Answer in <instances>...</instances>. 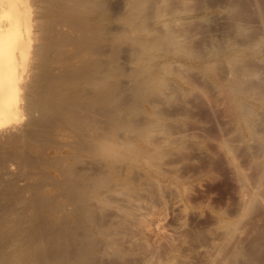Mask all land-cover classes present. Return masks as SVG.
I'll use <instances>...</instances> for the list:
<instances>
[{
  "label": "rangeland",
  "instance_id": "rangeland-1",
  "mask_svg": "<svg viewBox=\"0 0 264 264\" xmlns=\"http://www.w3.org/2000/svg\"><path fill=\"white\" fill-rule=\"evenodd\" d=\"M152 1L153 0H143L146 5H143V2L135 5L139 2H135V0H103L105 4L109 3L108 6L110 5V8L112 7L111 11L113 13L111 12L112 15L110 20L109 16H107L105 18L107 22L104 20L102 23V27H105L103 25L107 24L104 28L106 34H103L101 37L105 40H100L101 43L104 44L108 42L107 33L108 29L112 26L109 25L113 22L114 27L112 26L113 28H110L113 34L112 39L116 41L113 42L114 45H116V48L114 47L115 50L114 48L113 50L115 55L118 54V56L116 55L114 57L116 88L117 91L122 89L121 93L120 90L119 93L117 92L119 94L117 97L121 98V95L124 96L121 99L117 98L120 104L119 105L118 101H116V106L119 111V113L117 112V116L120 114L125 115L127 113V116H124L127 122H124L125 125H123V128H116V135L119 138L117 137L116 139L115 137L114 140L115 142L116 140L123 141L124 137L126 138L125 140H131L133 145L136 148L138 147L137 150L139 149V151H141V154L135 151V149L134 151L128 150V153L126 150H120L116 152L117 154H114L115 157L114 155L105 156L103 154L102 156H98L99 161L97 160V162L96 158H92V163L91 160L88 159L91 158V156L82 154L79 156L72 150V147H70L69 144H65L68 142L65 135L67 133L69 135V131L63 130L59 132L57 130L58 134H55V138L52 137L51 139L56 142L54 144V147H56L54 149H52L53 147H50L53 145V141L47 144L46 153H48L46 154V157L47 155L48 157L50 156V158L47 157L48 160L52 157V160H50L51 162L44 164L38 161L40 158L37 160V153L40 157V152L38 150L40 149V147L38 148L40 142H38L39 145H37L35 151L37 152L38 150V152H34L36 155L33 154L34 156H31L33 159L29 160V163H31L30 161L35 160L32 163L34 169L31 164L25 161L28 163V167V165L23 162L24 159L22 160L21 157L15 155L14 151L17 147L8 144L6 145L2 141L1 145L3 146H0V157H2L0 158V161L3 160V162H6L7 168L6 172H3L4 170L1 169L0 175H3L1 174L3 172L4 175L8 173V175L12 174L13 177L9 175L10 178L12 177L10 182L8 181L10 178L7 179L4 175L5 178L2 176V179H0V186L4 183L0 187L2 195L4 194L3 196L0 195V198L3 197L1 199V201L3 200L2 203L0 201V264H24L22 262H25L26 264H264V179L263 177L261 178V172L259 173L262 169L261 163H263L262 145L264 144V139H262L263 135L261 132L259 133L260 130L258 125L254 123L259 122L260 117L257 118L256 116V118H253L252 126L258 128L257 130L252 128V126L248 127L249 123L244 120L242 116L238 117L239 120L238 118L232 119V117L226 115L224 112L225 109H222L226 105L223 100V94L220 93V89L217 87V85L224 81V78H231L233 76L236 71V68L234 70L233 66L238 67L243 61L242 64L247 63L245 62L247 60L248 62L251 61L250 63L256 62V65H259L258 73L260 76H258L257 73L253 79L259 84L262 82L263 84L261 85H264V0H154L156 3H151ZM149 2L151 3L150 6L148 5ZM141 6H144L145 8H141ZM140 8L141 11H139ZM155 13H160L158 14L160 17L157 16V14L155 15ZM136 14H138V16ZM125 20L127 21L125 22ZM136 22L137 24H133ZM131 24H133L134 27ZM137 25H139V27ZM106 28H108L107 31ZM133 30H135V32ZM113 32L116 33V35ZM133 32L137 35V39ZM153 32H156L154 37H152ZM140 33H142V35H140ZM165 33L168 35H165ZM171 34L174 36H171ZM155 35L158 36L156 37ZM146 39H149L150 41H155L156 39L157 41L161 40L163 44L160 43V47H158L159 49L157 48V51L151 50L152 52H149L146 50V52L145 49L147 48H145V45H147L146 43L149 41L148 40L145 43L144 41ZM170 39L172 41L171 44L169 41ZM163 40L165 41V44ZM182 40H184L185 43ZM104 44H101L102 47L104 46V53L105 51L108 53L109 47L107 46L109 45H107V43L106 45ZM137 49H139V52H136ZM191 50L196 52H194V55L196 56L191 53ZM56 54L57 52H52L53 57H56ZM152 54L158 55L156 59L153 60L154 63L150 60ZM142 55L147 57L143 56V58H141L140 56ZM230 55L231 57H229ZM228 57L230 59L235 57L241 60L237 61V64H235V62L230 61ZM67 61L68 59L66 57V60L65 58H61L60 62L52 63L51 66L53 65L52 68L54 67L53 69H55L53 71L59 73L65 68V64L68 63ZM145 62L148 65L151 63L148 67L150 69H147L148 71L145 70V67L147 66ZM167 63L168 67H172V75V70L167 67ZM203 64L204 66L205 64H210L209 66H211V68L215 67L214 69L217 72L221 70L220 73L222 76L214 69L213 70L218 75H215L213 70L209 71V74H205L203 71L202 74L204 68ZM216 64L218 65L216 66ZM34 65L35 62L31 64V67ZM116 66L119 68L117 69ZM139 67L141 68L138 69ZM151 67L153 69H151ZM161 67H166V69L164 68L165 70H161ZM60 68L62 69L60 70ZM26 70L27 68L24 69V72ZM32 70H30V73L37 71V69ZM166 70L168 73L171 72L170 75ZM162 71H165V73ZM139 72L141 75L138 74ZM142 72L148 76V81L150 80V83L145 82L147 76H145L146 78L142 76ZM231 72H233L232 76H230ZM198 73L201 74L199 75ZM155 74L157 75L154 77ZM137 75L141 78L137 77ZM219 76L221 77L220 79ZM136 77L139 80H137ZM156 77L157 79H155ZM259 77L263 79H260ZM142 78L145 79L143 82ZM184 78L186 81H184ZM257 78L260 82L257 81ZM26 79L25 82H28L29 79ZM166 80L169 82H165ZM138 81L142 83L143 86L152 83V87L149 86L150 89H146V87H148L147 85L144 90L143 86L139 85ZM183 81L186 83H183ZM144 82L146 85H144ZM210 84L213 85L211 86ZM204 85L207 87L205 88ZM140 86L142 87L141 89ZM200 86L201 88L202 86L205 88L204 94V89L200 90ZM26 87L28 88V86ZM128 88H131V90ZM137 88L140 89V91ZM151 88L153 89L151 90ZM215 88H218L219 90H215ZM141 90L144 93H140ZM124 91H127L128 93H125ZM190 91L193 96L190 94ZM198 91H201V94ZM186 92L190 95V97L187 96V99L185 94L187 95L188 93ZM195 92H197L196 98L195 94H193ZM127 94L129 97H127ZM150 95H153V98L151 97L152 99H150ZM165 95H168L169 97ZM179 95H181V97ZM132 96L135 97L133 98ZM137 96H140L141 98L137 99ZM239 96L241 98L244 97V95ZM239 96L233 95L232 99L236 101L240 98ZM125 97L127 98L126 100L124 99ZM206 99H210V104H208V101H205ZM219 99L223 102L219 101ZM243 99L248 104L256 106V109L259 108L261 111L264 110L263 105L259 101L252 100V98H250L251 100L249 98L246 99V97ZM121 100H124V103ZM159 102L161 103L159 104ZM170 102L172 103L169 104ZM133 106L134 109L132 108ZM259 109L257 110L261 112ZM120 110L124 113L126 111V113L124 114L120 112ZM144 111L148 112L145 113ZM157 111H159L160 115ZM161 112L163 113L162 115ZM134 113H136V117H134ZM154 113H157L158 116ZM151 114L155 115V117L152 116L157 121L154 119V122H150L149 124V121L152 119ZM123 115H120L118 118H121ZM26 117L27 116L19 118L20 120H18L17 123L23 124L24 120L26 121L27 119ZM129 120L133 122L138 120V126L142 128L143 131L141 132L143 133L138 135L134 134L132 130L129 131L131 129V126L129 125L131 121ZM145 120L146 122L148 121V126H146L147 123ZM159 121L164 123L161 124ZM156 122H159L160 124L158 125ZM140 123L141 125L143 123L144 126H141ZM163 124H165V126ZM118 128H121L120 131ZM163 128L165 131L162 130ZM250 128L253 130H250ZM146 130H149V134L147 133L145 136L144 133ZM123 131L126 132L125 136L120 134H124ZM252 132L255 138L252 136ZM61 133L65 135H62ZM127 133H130L133 136L130 138L129 136L131 135ZM60 135L65 139L63 140ZM135 135L139 136V138ZM57 136H60L59 139L63 140L65 143L62 141L61 144H58V141L55 140L58 139ZM144 137L145 139H143ZM132 138L135 140H132ZM166 139L175 142L167 143L168 141ZM172 139L175 140L173 141ZM136 140L140 141H137L136 144ZM144 140H147V142L145 141V143ZM224 140L226 142L228 141L229 144L228 142H224ZM148 142L151 143L149 144ZM162 142L163 144H161ZM164 142L166 143V146ZM57 146L58 148L63 149L65 147L66 149L64 148L65 150L63 149L59 152ZM141 147L143 150L144 148L146 149V157L144 155L145 151L142 153L143 150H140L142 149ZM3 148L5 152L2 150ZM149 150L153 152L152 156L147 154L150 152ZM11 151L14 153L13 155L11 154ZM61 151L65 154L66 151H68V160L72 159L73 154L78 156L79 161L77 159V162H80L82 160L80 157L83 156L88 159V163L87 161H83V167L80 165L81 163L78 164L76 162V165L78 164L80 166L77 165L78 169L83 172L87 171L88 173L97 169L99 172L98 178H100L98 184H104L97 185L98 190L96 189V192L92 193V191L89 190L90 192L86 193V197H84L86 195L85 193V195L78 194V192L76 193V189L73 191L72 187L68 188L67 186H64L65 194H62L63 197L60 194L62 192H58L56 195V192L60 189L63 191V187L61 185V188H59V183L58 185L56 182L52 183V177L57 176L55 175L56 173H58V176L61 179L63 177L59 174V170L57 171V167L54 165L53 161L55 162L58 160ZM50 152H54L52 154L56 155L53 156ZM70 152L71 154H69ZM130 153L134 154L131 155ZM5 154H7V160L9 158L8 162L6 161V158L3 157ZM56 156V160H53ZM260 156L262 157L257 158ZM254 157H256V160H254ZM102 158H104V160ZM13 159L14 161L16 160L17 163L14 162ZM146 159H149L150 161H147ZM101 160L102 162L107 161L105 163L107 165L104 163L103 165ZM11 162L13 164L16 163L14 164L15 167L19 166L18 163L23 162L21 168L25 169L24 171L27 175L21 173L22 177L20 175L18 176V172H21L22 169L16 167L17 169L19 168V171H15L14 169L16 168H13ZM89 164H95V167L93 166L95 169L91 166V170L89 166L91 170L90 172L88 171V166L85 167ZM111 164L112 167L110 166ZM8 165L11 166L10 169L8 168ZM30 165L33 168H31V171L34 170L33 172L29 171ZM105 167H107L108 170ZM43 168L46 169L44 170ZM8 169L9 171H7ZM53 169L54 175L51 174ZM34 172H37L40 174V177H44L45 179H41L37 173L36 176L38 177H36ZM32 173H34V176H32ZM44 173H50L52 175V177L49 175L50 177L47 178V180H50L49 178H51V181L46 182L48 174H45V176ZM41 174L43 176H41ZM18 177H21V179H18ZM28 178H30V182H28ZM60 178L59 180H61ZM5 179L9 183H7ZM36 179L39 180L37 181ZM257 179L260 180V182H263V185L262 183H258ZM42 180L45 183L40 182ZM55 180H57L56 177L53 181ZM38 182L42 183V188ZM15 183H17L18 186L17 184L15 185ZM50 183L51 185H55L56 183L55 187L57 186V188H55L54 185L51 187ZM27 184H29L28 187H24ZM43 184L47 186H44V189L47 188L46 191L48 190L47 193H45L48 195L43 194V197L47 196L44 198L45 200H42L41 198ZM47 184H49V186ZM84 184L86 183H83V185ZM7 185L11 186V188ZM4 186L7 189L10 188L11 191L8 190V193L5 192L6 189L3 188ZM29 186L32 188H29ZM38 186L41 188V191L37 188ZM16 187L18 188V191L13 190ZM2 188L4 193L2 192ZM38 190L40 191L38 193L40 194V198L37 196L38 194L36 195ZM54 190L56 192L52 193ZM30 191H32L34 195H31ZM44 191L42 192L44 193ZM14 192L16 193V197ZM28 192L31 195V198H27L29 195ZM97 192L98 194L95 196L94 194ZM17 195L20 196L19 198L25 197L24 199H19ZM60 195L61 197L59 198ZM80 195L83 196L80 197ZM32 196L35 198L37 196L38 198L34 199L36 201L38 200V202L34 201ZM49 196H52L51 198L53 202H55V200L56 202L53 203ZM89 196L92 200H90ZM70 198L72 199V203ZM25 199H31L32 205L30 204V201H25ZM40 199L42 202L46 201L44 204L46 203L47 205L48 203L50 204L49 200H51V203L53 205L55 204L54 208H52L51 205H44ZM58 199L59 201L57 202ZM75 199L77 202L76 204H74ZM39 201L41 202V206H45V209L46 206L49 207V209H47L50 212L52 211V213L47 209V212H44L45 210L43 207L41 213L37 211L40 213L37 215L38 213L35 211L39 208L41 209ZM18 202L22 207L17 206L19 205L17 204ZM25 202L29 205L28 207H26ZM33 202L34 205L38 204L39 206V208L36 206L37 209H35V211L32 209L35 207ZM58 205L60 207L62 206V208ZM73 205H75V207ZM5 206H7V208H14V211L12 209H6ZM30 206L33 207L31 208ZM29 208H31V210ZM91 212L93 213V216H91ZM39 219L40 221H37ZM94 219L97 222H94ZM27 233L28 235H26ZM20 243L25 249H22ZM26 245L30 247L27 249ZM19 248L22 249L21 252ZM28 250H30V253ZM32 257L33 259H30ZM15 260L19 261L16 262Z\"/></svg>",
  "mask_w": 264,
  "mask_h": 264
},
{
  "label": "bare ground",
  "instance_id": "bare-ground-1",
  "mask_svg": "<svg viewBox=\"0 0 264 264\" xmlns=\"http://www.w3.org/2000/svg\"><path fill=\"white\" fill-rule=\"evenodd\" d=\"M149 1V0H148ZM106 2V1H105ZM135 2H139V3H136ZM134 4L135 5H138L140 3L143 2L142 1H138V0H135ZM156 1H152L151 3H153ZM148 3V2H147ZM151 3L149 2V6L151 5ZM109 4V3H108ZM108 4H105L103 2V0H0V146L2 147L3 145L2 144V141L3 143H5L6 145H12L14 147H17L15 148V155L18 156V157H21V159L23 160V162H28L29 163V160L30 159H33L31 158V156L35 153L38 152L39 150V154H40V157L38 156V153H37V160L41 163H49L51 162L50 160H52V157L50 160L47 159L46 157V151H47V144L51 141L54 142V140H51L52 137L55 138V134H58L57 130L60 132V131H63V130H66V131H69V135L68 133L65 135V134H62V135H65L66 138L68 139V142H64L63 140V136L60 135L62 137L63 140H60V136L58 137V139H55L56 141H58L57 143L61 144L62 141L65 143V144H69L70 147H72V150L80 156V154L82 155H89L91 156V158H88L91 160V162L93 161V159L96 158V162L97 160L99 161L98 159V156H102L103 154L105 156H110V155H114V154H117L116 152L120 151V150H126V152L129 150H132L134 151H137L138 153L141 154V151H139V149L137 150V148L133 145L132 141L129 140H125L126 138L124 137L126 132L123 133H120L122 135H124V140L123 141H117L115 142V137L117 139V135H116V128L117 127H121L123 128V125H125V121H126V118L124 117L127 113L125 111L122 112L120 110V112L124 113L125 115L123 114H120V115H123L121 116V118H118L119 116H117V112L119 113L118 109H117V98L118 99H121L123 98L124 96L121 95V98L117 97L119 94V90L117 91V85H116V71H115V68H114V57L118 54H114V50H115V46L113 42H116L114 41V39H112V32H111V29L110 28H113L114 24L112 22V24H110L109 26H111L109 29L106 28V31L108 29V42L107 47H109L108 49V53H104V49L103 47L101 46V44H104V43H101V39H103V41L105 40L104 38H101L102 35L106 34L105 33V27L106 25H103L105 27H102V23L104 22V20L106 21V17L109 16V20L111 19V8H110V5L108 6ZM143 5H146L144 4L143 2ZM160 5V4H159ZM112 6V5H111ZM133 6V5H131ZM147 6V7H149ZM157 6V5H155ZM161 6V5H160ZM109 7V8H108ZM139 7V6H137ZM145 8L144 6H141V8ZM154 7V6H153ZM132 8V7H131ZM141 8L139 9V11H141ZM151 8V7H150ZM148 8V9H150ZM130 9V8H129ZM160 9V8H159ZM157 9V10H159ZM144 10V9H143ZM142 10V11H143ZM152 10V9H150ZM132 11V9H131ZM147 11V10H146ZM133 12V11H132ZM113 13V12H112ZM144 13V11H143ZM134 14V13H133ZM148 14V12H147ZM145 14V15H147ZM157 13H155L156 15ZM160 14V13H158ZM160 17V15H158ZM162 14V13H161ZM138 16V14H136ZM150 15V13H149ZM153 15V14H152ZM134 16V15H133ZM151 16V15H150ZM154 16V15H153ZM114 17V15H113ZM147 17V16H146ZM133 18V17H132ZM150 18V17H149ZM148 18V19H149ZM112 21V20H111ZM127 20H125L126 22ZM129 21V20H128ZM107 22V21H106ZM111 23V22H110ZM130 23V22H129ZM146 23V22H145ZM109 24V22H108ZM133 24H137L136 23H133ZM133 24H131L133 26ZM139 27V25H137ZM136 26V27H137ZM152 26V25H151ZM108 27V26H107ZM134 27V26H133ZM166 27V26H164ZM134 29V28H133ZM138 29V28H137ZM140 29V28H139ZM155 29V28H154ZM114 30V29H113ZM136 30V29H135ZM135 30H133L135 32ZM153 30V29H152ZM151 30V31H152ZM172 30V29H171ZM110 31V32H109ZM138 31V30H137ZM142 31V30H140ZM155 31V30H153ZM161 31V30H160ZM167 31V29H166ZM170 31V30H169ZM115 32V31H114ZM113 32V33H114ZM133 32V34H134ZM159 32V31H158ZM163 32V31H161ZM176 32V31H175ZM127 33V32H126ZM160 33V32H159ZM116 35V33H114ZM154 34H156V32H153V35L152 37H154ZM161 34V33H160ZM175 34V33H174ZM178 34V33H177ZM128 35V34H127ZM135 35V34H134ZM140 35H142V33H140ZM165 35H168L165 33ZM176 35V34H175ZM107 36V35H106ZM125 36V35H124ZM136 39H137V35H135ZM144 36V35H143ZM156 36V35H155ZM158 36V35H157ZM156 36V37H157ZM163 36V35H161ZM160 36V37H161ZM171 36H174L171 34ZM170 36V37H171ZM180 36V35H178ZM105 37V36H103ZM166 37V36H165ZM164 37V38H165ZM115 38V37H114ZM145 38V37H144ZM142 38V39H144ZM181 38V37H180ZM154 39V38H152ZM163 39V38H162ZM184 39V38H183ZM133 40V39H132ZM149 39H146L144 42L146 43ZM159 40V39H158ZM166 40V39H164ZM163 40L164 44H165V41ZM99 41V42H98ZM136 41V40H135ZM160 41V42H159ZM157 41V39L155 41H148L145 45V51H151V50H158L160 47V43H162L161 40ZM167 41V40H166ZM170 41V44H171V39L169 40ZM181 41V40H179ZM184 42V40H182ZM150 42V43H149ZM168 42V41H167ZM189 42V40H188ZM100 43V44H99ZM106 43L104 45H106ZM144 43V44H145ZM169 43V42H168ZM185 43V42H184ZM116 44V43H115ZM163 44V43H162ZM114 45V46H113ZM141 45V43H140ZM143 46V45H142ZM168 46V45H167ZM115 47V48H114ZM144 47V46H143ZM166 47V46H165ZM169 47V46H168ZM184 47V45H183ZM182 47V48H183ZM187 47V46H186ZM185 47V48H186ZM114 48V50H113ZM139 48V47H137ZM158 48V49H157ZM167 48V47H166ZM181 48V49H182ZM163 49V48H161ZM171 49V48H170ZM169 49V50H170ZM191 49V48H190ZM56 57H53L52 55V52L56 53ZM143 51H144V48H143ZM146 51V52H147ZM192 51V50H191ZM136 52H139V49H137ZM142 52V51H141ZM145 52V53H146ZM152 52V51H151ZM195 51L193 50L191 53H193V55L196 53H194ZM237 52V51H236ZM118 53V52H117ZM143 53V52H142ZM141 53V54H142ZM159 53V51H158ZM33 54V56H32ZM156 54V53H155ZM155 54H152L150 57L152 60V62L154 63L153 60L156 59V57L158 55H155ZM105 55V56H104ZM140 55V54H139ZM190 55V53H189ZM55 56V55H54ZM66 56L67 59H68V63L65 64V68L63 70H61L62 68H60V72L56 73L54 72L51 66L52 63H58L61 61V58H65L66 60ZM103 56V57H102ZM144 55L140 56L141 58H143ZM149 56V55H148ZM196 56V55H194ZM233 56V54H232ZM105 57V58H104ZM139 57V59H140ZM144 57H147V56H144ZM164 57V56H163ZM187 57V56H186ZM231 57V55L229 56ZM228 57V58H229ZM238 57V56H237ZM241 57V56H240ZM239 57V58H240ZM117 58V57H116ZM149 58V57H148ZM244 58V57H242ZM263 58V57H262ZM232 59V60H231ZM229 58L230 61H234L235 64H237V61L241 60V59H238V58H235V57H232V58ZM238 59V60H237ZM254 59V58H253ZM251 59V60H253ZM264 59V58H263ZM262 59V60H263ZM60 60V61H58ZM246 60V59H245ZM255 60V59H254ZM228 61V60H227ZM256 61V60H255ZM261 61V60H260ZM33 62H35V65L33 67H31V64H33ZM63 62V60H62ZM143 62V61H142ZM214 62V61H213ZM212 62V64H213ZM244 62V61H243ZM242 62V63H243ZM247 63H244L241 65H239L238 67L236 66H233L232 63L231 65L233 66V69L235 70L236 68V71L235 73L233 74L232 76V73L234 72H231V75L232 76L231 78L228 77V78H224V81L221 82L219 85H217V87L220 89V93L223 94V100H224V104L225 107L222 108V109H225L224 112L226 115H229L230 117L233 118H238L239 116H242L244 118V120H246L249 124L248 127L252 126V123H253V118H257L260 117V121L259 122H254L255 124L258 125V128H259V133L261 132V134L263 135V138L264 139V110L259 112L252 104H248L243 98L246 97L247 98H252V100H256V101H259L263 107H264V85H261L263 84L261 82V84H259L258 82L254 81L253 77L258 73V66L259 65H256V62L254 63H250L251 61L248 62L245 61ZM146 63V62H145ZM144 63V65H145ZM159 63V62H158ZM206 63V62H205ZM218 63V62H217ZM230 63V62H229ZM227 63V64H229ZM259 63V62H258ZM261 63V62H260ZM63 64V63H61ZM147 64V63H146ZM166 64V63H165ZM215 64V63H214ZM240 64V63H238ZM143 65V66H144ZM151 65V63H150ZM150 65L147 64V66L145 67L147 69H150L148 68ZM161 65V64H159ZM172 65V64H170ZM210 64H203L204 68L202 70V74H203V71L205 72V74H209V71H212L214 68H211V66H209ZM218 64H216L217 66ZM243 65V66H242ZM154 66V65H153ZM192 66V65H191ZM202 66V67H203ZM215 66V65H214ZM242 66V67H241ZM261 66V65H260ZM68 67V68H66ZM143 67V69H144ZM157 67V66H156ZM155 67V68H156ZM167 67H168V63H167ZM213 67V66H212ZM230 67V66H229ZM27 68V70L24 72V69ZM34 68V69H33ZM117 68V66H116ZM119 68V67H118ZM117 68V69H118ZM141 67H139L138 69H140ZM154 68V69H155ZM166 69V67H164ZM164 68H160L161 70H165ZM170 68V70H172L171 68L172 67H168ZM167 68V69H168ZM36 70L37 71H33V70ZM137 69V70H138ZM151 69H153L151 67ZM159 69V70H160ZM262 69V68H260ZM32 70L33 74L30 73ZM160 70V71H161ZM199 70V69H198ZM215 70V69H214ZM213 70V71H214ZM232 70V69H231ZM135 71V70H134ZM148 71V70H147ZM156 71V70H155ZM159 71V72H160ZM216 71V70H215ZM214 71V73H215ZM221 71V70H220ZM220 71H218L220 73ZM262 71V70H261ZM121 72V71H120ZM145 72V71H143ZM142 72V73H143ZM163 72V71H162ZM167 72V70H166ZM172 72V73H171ZM171 75L173 74V70L171 71ZM217 72V71H216ZM217 72V73H218ZM157 73V72H156ZM165 73V71L163 72ZM168 73V72H167ZM170 73H168L170 75ZM197 73V72H196ZM215 73V75L217 74ZM218 73V74H219ZM138 74L141 75V73L139 72ZM162 74V73H161ZM177 74V73H176ZM181 74V73H180ZM184 74V73H183ZM187 74V73H186ZM199 75L201 73H198ZM217 74V75H218ZM263 74V73H262ZM157 74L154 75V77L156 76ZM163 75V74H162ZM175 75V73H174ZM198 75V77H199ZM221 75V73H220ZM258 76L259 73L257 74ZM142 76H147L145 73H143ZM167 76V75H166ZM180 76V75H179ZM189 76V75H188ZM222 76V75H221ZM257 76V77H258ZM262 76V75H261ZM30 77V78H29ZM137 77H140L139 75H137ZM136 77V78H137ZM169 77V76H168ZM184 77L186 78V76L184 75ZM201 77V76H200ZM209 77V76H208ZM27 78V79H26ZM141 78V77H140ZM146 78V77H145ZM159 78V77H158ZM162 78V77H161ZM176 78V77H175ZM184 78V81L185 80ZM205 78V77H204ZM221 77L219 76V79ZM260 79H263L261 77H259ZM25 79L29 81L25 82ZM130 79V78H129ZM157 79V77L155 78ZM160 79V78H159ZM168 79V78H167ZM132 80V79H131ZM136 80V79H135ZM137 80H139L137 78ZM143 80H145L144 78H142V82ZM165 80V78H164ZM169 80V79H168ZM178 80V79H177ZM182 80V79H180ZM206 80V79H205ZM223 80V79H222ZM150 81V80H149ZM148 81V76H147V79H146V83L149 82ZM157 81V80H156ZM163 81V80H162ZM183 83H186L184 82ZM203 81V80H202ZM257 81L260 82V80L257 78ZM262 81V80H261ZM135 82V81H134ZM133 82V83H134ZM139 82V81H138ZM144 82V85H146ZM164 82V81H163ZM165 82H169V81H165ZM207 82V81H206ZM205 82V83H206ZM124 83V82H123ZM132 83V84H133ZM150 83V82H149ZM159 83V82H158ZM209 83V81H208ZM211 83V82H210ZM131 84V83H130ZM152 84V83H151ZM148 85V87L146 86H143L142 83L139 82V85L143 86V89L146 87V89H150L149 86L152 87V85ZM163 84V83H162ZM165 84V83H164ZM166 84H169V83H166ZM126 85V84H125ZM124 85V86H125ZM159 85V84H158ZM191 86H193L192 84H190ZM211 85V84H210ZM213 85V84H212ZM211 85V86H212ZM28 86V88L26 87ZM140 86V89L142 88ZM154 86V85H153ZM205 86V85H204ZM216 86V85H215ZM126 87V86H125ZM124 87V88H125ZM128 87V86H127ZM137 87V86H136ZM167 87V86H166ZM194 87V86H193ZM192 87V88H193ZM207 86H205L206 88ZM27 88V90H26ZM154 88V87H153ZM151 88V90L153 89ZM156 88V87H155ZM190 88V87H189ZM191 88V90H192ZM198 88V87H197ZM205 88H201L200 86V90L201 89H204L203 90V94H204V91H205ZM214 88V87H213ZM216 89L215 90H219V89ZM131 90V88H128ZM136 89V88H135ZM138 89V88H137ZM140 89H138L140 91ZM142 89V90H143ZM167 89V88H166ZM165 89V90H166ZM179 89V88H178ZM141 90L140 93H144L143 91ZM145 90V89H144ZM159 90V89H158ZM199 90V89H198ZM207 90V89H206ZM122 89L120 90V93H121ZM168 91V90H167ZM180 91V90H179ZM189 91V89H188ZM197 91V90H196ZM118 92V93H117ZM125 92V91H124ZM127 92V91H126ZM125 92V93H126ZM138 92V91H137ZM151 92V91H150ZM194 92V91H193ZM199 92V91H198ZM217 92V91H215ZM124 93V94H125ZM128 93V92H127ZM146 93V92H145ZM184 93V92H183ZM188 93V92H186ZM192 92L190 91V94ZM196 93H193L195 94V98H196ZM201 94V91L199 92ZM123 94V95H124ZM131 94V93H130ZM134 94V93H132ZM169 94V93H167ZM218 94V93H217ZM136 95V94H135ZM142 95V94H141ZM147 95V94H146ZM173 95V94H171ZM184 95V94H183ZM182 95V96H183ZM192 95V94H191ZM199 95V94H198ZM233 95H236V96H239V95H244L243 98H238L236 101H234L232 98H233ZM149 96V94H148ZM167 97H169L168 95H165ZM181 97V95H179ZM186 99H187V96L190 97L189 93L186 95ZM184 96V97H185ZM193 96V95H192ZM201 96V95H200ZM127 97L128 94H127ZM133 97V96H132ZM135 97V96H134ZM133 97V98H134ZM138 97V96H137ZM153 98V95L151 96L150 95V99ZM131 98V97H130ZM141 98L140 96L137 98L139 99ZM149 98V97H148ZM160 98V97H159ZM166 98V97H165ZM171 98V97H170ZM183 98V97H182ZM192 98V97H191ZM206 98V97H205ZM125 100L127 99L126 97L124 98ZM181 99V98H180ZM179 99V100H180ZM218 99V98H217ZM216 99V100H217ZM222 99V98H220ZM219 99V101H221ZM148 100V99H147ZM146 100V101H147ZM161 100L164 102V100L161 98ZM168 100V99H167ZM166 100V101H167ZM182 100V99H181ZM210 99H206L205 101H208V104H210L209 102ZM251 100V99H250ZM122 101V100H121ZM124 101V100H123ZM122 101V102H123ZM141 101V100H140ZM150 101V100H149ZM153 101V100H152ZM156 101V100H155ZM177 101V100H176ZM183 101V100H182ZM127 102V101H126ZM157 102H158V99H157ZM195 102V100H194ZM223 102V101H221ZM124 103V102H123ZM138 103V102H137ZM155 103V102H153ZM161 102H159L160 104ZM168 103V101H167ZM172 102H170L169 104H171ZM187 103V101H186ZM198 103V102H197ZM205 103V102H204ZM250 103V102H249ZM259 103V104H260ZM118 104H119V101H118ZM157 104V103H156ZM166 104V103H165ZM163 104V105H165ZM203 104V103H202ZM201 104V105H202ZM220 104V103H219ZM255 104V103H254ZM257 104V103H256ZM120 105V104H119ZM127 105V104H126ZM186 105V104H185ZM129 106V105H128ZM127 106V107H128ZM139 106V105H138ZM149 106V105H148ZM152 106V105H151ZM162 106V105H161ZM205 106V105H204ZM209 106V105H208ZM116 107V108H115ZM165 107V106H164ZM120 108V107H119ZM125 108V107H124ZM123 108V109H124ZM134 109V106L132 107ZM139 108V107H138ZM137 108V109H138ZM162 108V107H161ZM169 108V107H168ZM117 109V110H115ZM131 109V107H130ZM136 109V108H135ZM142 109V108H141ZM155 109V108H154ZM166 109H167V106H166ZM128 110V109H127ZM140 110V108H139ZM146 110V109H145ZM153 110V109H151ZM157 110V109H155ZM138 111V110H137ZM141 111V110H140ZM160 111V110H159ZM159 111L158 114H159ZM128 112V111H127ZM145 112V111H144ZM148 111H146L145 113H147ZM153 112V111H152ZM129 113V112H128ZM133 113V111H132ZM131 113V115H132ZM142 113V112H141ZM138 114V113H137ZM155 115L158 116L157 113H154ZM163 113L161 112V115ZM165 114V112H164ZM129 115V114H128ZM134 117H136V113H134ZM139 115V114H138ZM137 115V116H138ZM143 115V114H142ZM149 115V114H147ZM153 114H151L152 116ZM155 115H153L155 117ZM160 115V114H159ZM27 116L25 119L26 121L24 120L23 124H20V123H17L18 120H20L19 118H23ZM127 116V115H126ZM133 116V115H132ZM145 116V115H144ZM152 116V119L151 121H149V124L150 122H154V117ZM156 116V117H157ZM161 117V116H160ZM129 118V117H127ZM144 118V117H143ZM138 119V118H137ZM147 119V118H146ZM150 119V118H148ZM239 119V118H238ZM141 120V119H140ZM156 120V119H155ZM158 120H159V117H158ZM236 120V119H234ZM240 120V119H239ZM259 120V119H258ZM23 121V120H22ZM131 121V120H129ZM138 121V120H137ZM135 121H131V123L129 124L131 126V129L129 131L132 130V132L134 134H142L143 131L141 127L138 126V122ZM157 121V120H156ZM230 121V120H229ZM127 122V121H126ZM146 122V120H145ZM161 124L164 123V122H161L159 121ZM159 122H156L158 123V125L160 124ZM22 123V122H21ZM146 126H148V121L146 122ZM233 123V122H232ZM243 123V122H242ZM241 123V124H242ZM128 124V123H127ZM247 124V123H246ZM141 125V123H140ZM142 125L144 126V124L142 123ZM141 125V126H142ZM154 125V123H153ZM157 125V124H156ZM165 126V124H163ZM129 126V127H130ZM152 126V125H150ZM168 126V125H167ZM247 126V125H246ZM126 127V126H125ZM128 127V126H127ZM121 128H118L119 131ZM150 128H153V127H150ZM162 128V127H161ZM252 128L254 129H257L258 128H255L254 126H252ZM126 129V128H125ZM124 129V130H125ZM128 129V128H127ZM167 129V128H166ZM249 129V128H248ZM161 130V129H159ZM164 130V128L162 129ZM171 130V129H170ZM250 130H253L250 128ZM126 131V130H125ZM149 131V130H148ZM148 131L146 130V132L144 133L145 136L146 134L148 133ZM165 131V130H164ZM169 131V130H168ZM131 132V133H132ZM151 132V131H150ZM118 133V134H119ZM127 134H130V133H127ZM149 134V133H148ZM173 134V133H172ZM68 135V137H67ZM120 135V136H122ZM131 135V134H130ZM185 135V134H183ZM182 135V136H183ZM255 135V134H254ZM261 135V136H262ZM128 136V135H127ZM133 135L129 136L130 138L132 137ZM137 136V135H135ZM134 136V137H135ZM152 136V135H151ZM252 136H253V132H252ZM56 137V138H57ZM139 138V136H137ZM153 137V136H152ZM254 137V136H253ZM119 138V137H118ZM122 138V137H121ZM136 138V139H138ZM149 138V137H147ZM146 138V139H147ZM155 138V137H153ZM163 138V137H162ZM164 138H168V137H164ZM170 138V137H169ZM185 138V137H184ZM255 138V137H254ZM123 139V138H122ZM141 139V137H140ZM145 139V137L143 138ZM61 142H60V141ZM119 140V139H118ZM132 140H135L132 138ZM167 140V139H166ZM170 140V139H169ZM173 140V139H172ZM175 140V139H174ZM173 140V141H174ZM179 140V139H178ZM67 141V140H66ZM137 141H140V140H136L135 143ZM142 141V140H141ZM147 142V140H144V142ZM165 141V140H164ZM168 141V140H167ZM182 141V140H181ZM40 142V145L39 143ZM52 142V143H53ZM145 142V143H146ZM169 142H172V141H168L167 143ZM175 142V141H174ZM172 142V143H174ZM224 142H226L224 140ZM228 142V141H227ZM226 142V143H227ZM38 143V144H37ZM56 142L53 143L52 146L50 147H53L52 149H54V144ZM144 143V145H145ZM149 143V142H148ZM151 143V142H150ZM149 143V144H150ZM160 143V142H159ZM165 143V142H164ZM170 143V144H172ZM223 143V142H222ZM261 143V141H260ZM263 143H264V140H263ZM57 144V145H58ZM137 144V143H136ZM141 144V143H139ZM138 144V145H139ZM157 144V143H156ZM163 144V142L161 143ZM229 144V142H228ZM38 146V148L40 147V149L36 151V147ZM142 145V144H141ZM140 145V146H141ZM231 145V144H230ZM229 145V146H230ZM262 145V144H261ZM5 146V145H4ZM66 146V145H64ZM159 146V145H158ZM165 146H166V143H165ZM180 146V145H179ZM227 146V144H226ZM225 146V148H226ZM49 147V148H50ZM60 147V145H59ZM69 147V146H68ZM135 147V148H134ZM144 147V146H143ZM157 147V146H155ZM162 147V146H161ZM172 147V146H170ZM223 147V146H221ZM6 148V147H5ZM8 148V146H7ZM13 148V147H11ZM58 148V146H57ZM65 148V147H64ZM63 148V149H64ZM140 148V147H139ZM142 148V147H141ZM147 148V147H146ZM164 148V146H163ZM178 148V147H177ZM183 148V147H182ZM228 148V147H227ZM262 151H263V163H261V167L262 169L259 171V173L261 174V178L263 177L264 179V144L262 145ZM10 149V148H9ZM8 149V150H9ZM61 148H58L59 152L60 150H63ZM66 149V148H65ZM64 149V150H65ZM150 149V148H149ZM157 149V148H156ZM161 149V148H160ZM261 149V148H260ZM3 152L4 151V148L2 149ZM6 150V149H5ZM7 150V151H8ZM12 150V149H10ZM71 150V151H72ZM140 150H143L140 149ZM146 149L144 148V150L142 151V153L145 151ZM13 151V150H12ZM11 151V154L13 155L14 153ZM69 151V150H68ZM66 151V154L64 155L61 151V155L59 156L58 160L57 161H53L54 165H56L57 167V171L59 170V174L63 177L62 179L58 176V173H56L55 175L57 176H53L51 174H53L54 172V169L53 171H51V174L49 173H44L45 174H48V176L46 177V182L48 181H51V178H49L50 180H47L48 177H50L49 175H51L52 179L54 180L55 177L57 180L53 181L52 180V183L56 182L57 185L59 183L60 187L61 188V185L63 187V191L58 190L59 191H55L57 189V186L55 187L54 184L51 185V187H54L55 188H52V189H55L54 192L52 191V193H55L56 192V195L58 192H62L60 193L61 195L62 194H65V190H64V186H67L68 188L72 187L73 188V191L74 189H76V193L78 192V194H86L90 191L93 192H96V189H97V185H101V184H104V183H99V172L97 169H95V164L94 165H84L85 167L90 166L91 170H92V167L93 169V172H90V168H89V172L88 173H85L83 171H80L77 167L78 164H80L82 166L83 161H87L88 159H86L84 156L83 157H80L82 160L80 162H77L76 160L78 159V156L76 158V156L73 154L72 155V159H67V152ZM72 151V152H73ZM131 151V152H132ZM150 151V150H149ZM161 151V150H160ZM261 151V153H262ZM2 152V154H3ZM35 152V153H34ZM55 152V151H54ZM52 152V153H54ZM123 152V151H122ZM121 152V153H122ZM125 152V151H124ZM146 152H144V155L145 157L147 156L146 155ZM10 153V152H8ZM51 153V152H50ZM51 153V154H52ZM128 153V152H127ZM159 153V152H158ZM11 154H8V155H11ZM71 154V152L69 153ZM125 154V153H124ZM131 154V153H130ZM134 154V153H133ZM131 154V155H133ZM149 156H152L153 152H148L147 153ZM260 154V153H259ZM36 155V154H35ZM53 155V154H52ZM56 155V154H55ZM53 155V156H55ZM81 155V156H82ZM129 155V154H128ZM156 155V154H155ZM34 156V155H33ZM32 156V157H33ZM71 156V155H69ZM120 156V155H119ZM125 156V155H124ZM257 156V155H256ZM2 157V156H1ZM0 157V158H1ZM3 157H7V154H5ZM11 157V156H10ZM115 157V155H114ZM262 156L260 157H257V158H261ZM13 158V156H12ZM16 158V157H15ZM50 158V156L48 157ZM57 156L55 157V159L53 160H56ZM69 158V157H68ZM93 158V159H92ZM100 158V157H99ZM140 158V156H139ZM255 158V159H254ZM253 159L256 160V157H254ZM11 159V158H10ZM85 159V160H84ZM104 160V158H102ZM150 159V157H149ZM148 159V160H149ZM2 160V159H1ZM9 160V158H8ZM7 158H6V161L8 162ZM16 160L18 161V159L16 158ZM13 161L17 163V161ZM28 160V161H27ZM106 160V159H105ZM108 160V159H107ZM120 160V159H119ZM126 160V159H125ZM144 160V159H143ZM142 160V161H143ZM147 160V159H146ZM147 160V161H148ZM261 160V159H259ZM21 161V160H20ZM35 160H32L30 161L32 165V163L34 162ZM79 161V159H78ZM116 161V160H115ZM150 161V160H149ZM2 162V163H1ZM10 162V161H9ZM19 162V161H18ZM23 162L21 163H18L19 166H16V167H20V169H22L21 167L23 166ZM25 162V163H26ZM76 162L78 163L76 165ZM102 162V160H101ZM107 162V161H106ZM105 161L102 162V164L106 163ZM110 162V161H109ZM112 162V161H111ZM132 162V161H131ZM134 162V161H133ZM256 162V161H255ZM257 162H258V159H257ZM256 162V163H257ZM4 163V164H3ZM12 163V162H11ZM14 163V164H16ZM24 163V165H25ZM28 163H26L28 165ZM88 163V161H87ZM90 163V162H89ZM93 163V162H92ZM95 163V162H94ZM100 163V162H99ZM147 163V162H146ZM255 163V164H256ZM13 164V163H12ZM11 164V166H12ZM13 164V168H16ZM21 164V165H20ZM103 164V165H104ZM110 164V163H109ZM113 164V163H112ZM112 164L110 165L112 167ZM116 164V162H115ZM145 164V162H144ZM6 165L7 163L6 162H3L0 161V171L1 169H3L4 171L3 172H6ZM26 165V166H27ZM30 165V170L31 171L33 168L32 166ZM48 165V164H47ZM107 165V164H105ZM122 165V164H121ZM257 165V164H256ZM260 165V163H259ZM8 165V168L10 169V167ZM53 166V165H52ZM79 166V165H78ZM92 166V167H91ZM25 167V166H24ZM23 167V168H24ZM29 167V165H28ZM51 167V166H50ZM80 167V166H79ZM83 167V166H82ZM115 167V166H114ZM26 168V167H25ZM32 168V169H31ZM107 168V167H105ZM9 169L7 171H9ZM35 169V168H34ZM44 169V168H43ZM46 169V168H45ZM44 169V170H45ZM52 169V167H51ZM83 169V168H82ZM87 169V168H86ZM113 169V168H112ZM258 169V168H257ZM13 170V169H11ZM15 171H19V168L17 169H14ZM25 169H22V171H24ZM43 170V171H44ZM108 170V168H107ZM14 171V172H15ZM18 172V176L20 175L21 176V173H25L24 175H27L26 172ZM34 171V170H33ZM31 171V172H33ZM36 171V170H35ZM1 173L4 175V173ZM11 172V171H10ZM13 172V173H14ZM109 172V171H108ZM113 172V171H111ZM35 173V176H36V173L37 172H34ZM34 173H32L31 175L34 176ZM40 173V172H39ZM121 174V173H120ZM119 174V175H120ZM3 175H0L2 179V176ZM7 175V176H6ZM4 175L5 177H7V179L10 178V176H12V174H9L8 173ZM16 175V176H17ZM37 175H39L40 177V174L37 173ZM54 175V174H53ZM108 175V174H107ZM114 175V174H112ZM237 175H238V172H237ZM3 176V177H4ZM29 176V175H28ZM27 176V177H28ZM41 176H43L41 174ZM46 176V175H45ZM102 176V175H101ZM106 176V175H105ZM4 177V178H5ZM13 177V176H12ZM11 177V178H12ZM22 177V176H21ZM21 177H18V179ZM26 177V176H25ZM38 177V176H36ZM116 177V176H115ZM119 177V176H118ZM238 177V176H237ZM11 178L8 180L10 182ZM41 179H45L44 177H40ZM39 178V179H40ZM59 178L61 180H59ZM108 178V177H107ZM124 178V177H123ZM128 178V177H127ZM126 178V179H127ZM257 178V177H256ZM38 179V180H39ZM40 179V180H41ZM103 179V177H102ZM105 179V178H104ZM4 180V179H3ZM28 182H30V178H28ZM37 180V179H36ZM37 180V181H38ZM40 181V182H44V181ZM112 180V179H111ZM258 180V179H257ZM6 181V179H5ZM3 181V182H5ZM103 181V180H102ZM101 181V182H102ZM256 181V180H255ZM262 181V179H261ZM7 182V181H6ZM7 182V183H9ZM13 182V181H11ZM17 182V180H16ZM19 182V180H18ZM36 182V181H35ZM104 182V181H103ZM113 182V181H112ZM14 183V182H13ZM11 183V184H13ZM37 183V182H36ZM39 183V182H38ZM45 183V182H44ZM83 183H86L83 185ZM256 183V182H255ZM258 183H262L263 185V182H260V180H258ZM4 183H2L3 185ZM6 184V183H5ZM17 183H15L16 185ZM40 184V187L42 188L41 184L42 183H39ZM117 184V183H116ZM129 184V183H128ZM1 185V186H2ZM29 184L25 185L24 187H28ZM38 185V184H36ZM35 185V186H36ZM49 186V184H47ZM106 185V183H105ZM126 185V184H125ZM0 186V187H1ZM8 186V185H7ZM18 186V184H17ZM44 186H46L45 184H43V189L42 191H44V193L41 191V188L38 186L37 188L40 189L41 191V198L42 200H45L44 198L47 197H43V194L44 195H48V194H45L47 193L46 189H44ZM112 186V184H111ZM119 186V185H118ZM123 186V185H122ZM259 186V185H258ZM261 186V185H260ZM11 188V186H8ZM14 187V186H13ZM22 187V186H21ZM47 187V186H46ZM104 187V186H103ZM125 187V186H124ZM5 188V192L8 193V190L11 191V189H7L5 186L3 187ZM2 188V190H3ZM23 188V187H22ZM29 188H32L31 186H29ZM34 188V186H33ZM102 188V187H101ZM1 189V188H0ZM18 188L16 187L15 189L13 190H17ZM21 189V188H20ZM19 189V190H20ZM25 189V188H24ZM125 189V188H124ZM32 190V189H31ZM34 190V189H33ZM68 190V189H67ZM90 190V191H89ZM98 190V189H97ZM102 190V189H101ZM127 190V189H126ZM15 191V192H16ZM28 191V190H27ZM35 191V190H34ZM33 191V192H34ZM38 190V192H34L36 193V195L40 192ZM69 191V190H68ZM106 191V190H105ZM119 191V190H118ZM4 193V190L2 191ZM14 192V193H15ZM70 192V191H69ZM68 192V193H69ZM110 192V191H109ZM121 192V191H120ZM1 193V191H0ZM10 193V192H9ZM31 195L33 194L32 191H30ZM91 193V194H92ZM100 193V192H99ZM6 194V193H5ZM13 194V193H12ZM11 194V195H12ZM22 194V193H21ZM29 194V192H28ZM84 194V195H85ZM98 192L96 194H94L95 196H97ZM107 194V193H106ZM252 194V193H251ZM2 195V193L0 194ZM4 195V194H3ZM2 195V196H3ZM15 197H16V193L14 194ZM20 195V193H19ZM30 194L28 195L27 198H29L31 196ZM34 195V194H33ZM40 194H38L37 196L40 198L39 196ZM61 195L59 196V198L61 197ZM71 195V194H70ZM73 195V194H72ZM104 195V194H103ZM110 195V194H109ZM255 195V194H253ZM6 196V195H5ZM23 196V195H22ZM27 196V195H26ZM36 196V198L34 196H32L33 200L36 201L35 199H37L38 197ZM74 196V195H73ZM83 195H80V197H82ZM87 194L84 196L86 197ZM100 196V194H99ZM17 197L19 198L20 196L17 195ZM25 197V196H24ZM24 197H21L22 199H24ZM50 198L52 196H49ZM63 197V195H62ZM72 197V196H71ZM90 197V196H89ZM105 197V196H104ZM3 198V197H2ZM0 198V201L1 199ZM17 198V199H18ZM19 198V199H21ZM31 198V197H30ZM35 198V199H34ZM48 198V199H50ZM94 198V197H93ZM101 198V197H100ZM14 199V198H13ZM54 199V198H53ZM71 199V198H70ZM80 199V198H79ZM82 199V198H81ZM86 199V198H85ZM88 199V197H87ZM95 199V198H94ZM5 200V199H4ZM30 201V204L32 205V201L31 199H25V201ZM41 200V199H40ZM41 200V202H42ZM47 200V198H46ZM52 200V198H51ZM51 200L50 201V204L48 203V205H51L52 208H54V205L51 203ZM55 200V199H54ZM78 200V199H77ZM90 200L91 197H90ZM101 200V199H99ZM3 201V200H2ZM1 201V203H2ZM24 201V200H23ZM59 201V199L57 200V202ZM80 201V200H79ZM6 202V201H5ZM38 202V200L36 201ZM39 201V205L41 203ZM44 202L46 201H43L42 203L44 204ZM48 202V200H47ZM53 202V200H52ZM56 202V200H55ZM53 202V203H55ZM70 202V200H69ZM74 202V201H73ZM88 202H89V199H88ZM111 202V201H110ZM26 203V202H25ZM64 203V202H62ZM66 203V202H65ZM71 203H72V199H71ZM76 199H75V203L76 204ZM19 204V202L17 203ZM16 204V205H17ZM60 204V203H59ZM81 204V203H80ZM1 205V204H0ZM33 205H34V202H33ZM44 205H47L46 203ZM41 206V209L39 208L38 204H35L34 206L38 207L40 209L36 210L37 207L35 208H32L33 206H30L32 209H34V211L36 213L40 212L44 209L45 211L44 212H47L46 209L49 207L46 206V209H45V206ZM57 205V203H56ZM61 205V204H60ZM3 206V205H2ZM11 206V205H10ZM9 206V207H10ZM17 206H20L17 205ZM29 205H27L26 203V207H28ZM50 206V207H51ZM59 206V205H58ZM66 206V205H65ZM68 206V205H67ZM75 207V205H73ZM79 206V205H77ZM82 206V205H80ZM4 207V206H3ZM6 209H14V208H7V206H5ZM22 207V205L20 206ZM44 207V208H43ZM56 207V206H55ZM60 207V206H59ZM84 207V206H83ZM31 208H29L31 210ZM43 208V209H42ZM62 208V206L60 207ZM67 208V207H66ZM16 209V208H15ZM47 209V210H48ZM77 209V207H76ZM51 210V208H50ZM61 210V209H60ZM80 210V209H79ZM89 210V209H88ZM8 211V210H7ZM14 211V210H13ZM38 211V212H37ZM49 211V210H48ZM63 211V209H62ZM77 211V210H76ZM28 212V211H27ZM26 212V213H27ZM50 212V211H49ZM32 213V211H31ZM40 213H38L37 215H39ZM52 213V211L50 212ZM49 213V214H50ZM78 213V212H77ZM89 213V212H88ZM85 214V213H84ZM90 214V213H89ZM36 215V214H35ZM41 216V215H40ZM50 216V215H49ZM82 216V215H81ZM86 216V215H85ZM84 216V217H85ZM91 216H93V213L91 212ZM33 217V216H32ZM35 217V216H34ZM39 217V216H37ZM83 217V216H82ZM95 217V216H94ZM42 218V217H41ZM87 218V216H86ZM28 219V218H26ZM84 219V218H83ZM97 219V218H96ZM86 220V219H85ZM84 220V221H85ZM88 220V219H87ZM37 221H40L37 220ZM98 221V219H97ZM95 221L94 219V222H97ZM90 222V221H89ZM88 222V223H89ZM45 224V223H44ZM86 225V224H85ZM33 227V226H32ZM51 228V227H50ZM29 229V228H28ZM26 231V230H25ZM23 235V233H22ZM28 235V233L26 234ZM31 235V234H30ZM29 237V236H28ZM33 237V236H32ZM29 239V238H28ZM24 240V239H23ZM60 240V239H59ZM58 240V241H59ZM35 242V241H34ZM21 244V243H20ZM33 245V243H32ZM25 246V245H23ZM39 246V245H38ZM21 247H22V244H21ZM20 247V248H21ZM27 249L28 247L30 246H27ZM19 248V249H20ZM38 248V247H37ZM22 249H25L22 247ZM20 249V252L21 250ZM32 249V248H30ZM51 250V249H50ZM12 251V250H11ZM29 253H30V250H28ZM32 251V250H31ZM19 252V253H20ZM84 252V251H83ZM18 253V254H19ZM27 253V252H25ZM45 253V252H44ZM33 254V253H31ZM29 254V255H31ZM46 254V253H45ZM6 255V254H5ZM10 255V254H9ZM12 255V254H11ZM21 255V254H20ZM25 255V254H24ZM34 255V254H33ZM22 256V255H21ZM27 256V254H26ZM48 256V255H47ZM56 256V255H55ZM54 256V257H55ZM18 257V256H17ZM24 257V256H23ZM51 257V256H50ZM28 258V257H27ZM45 258V257H44ZM52 258H53V255H52ZM29 259V258H28ZM30 259H33L30 258ZM42 259V258H41ZM48 259V258H46ZM64 259V258H63ZM8 260V259H7ZM24 260V259H23ZM65 260V259H64ZM3 261V260H2ZM16 261V260H15ZM19 261V260H17ZM16 261V262H17ZM25 261V260H24ZM27 262H29L28 260H26ZM21 263V262H20ZM24 264H26L25 262H22ZM61 263V262H60ZM18 264V263H17Z\"/></svg>",
  "mask_w": 264,
  "mask_h": 264
}]
</instances>
